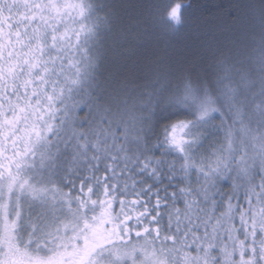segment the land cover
Returning a JSON list of instances; mask_svg holds the SVG:
<instances>
[{
  "label": "snow or ice",
  "instance_id": "snow-or-ice-1",
  "mask_svg": "<svg viewBox=\"0 0 264 264\" xmlns=\"http://www.w3.org/2000/svg\"><path fill=\"white\" fill-rule=\"evenodd\" d=\"M186 7L0 0V264H264V0L198 65Z\"/></svg>",
  "mask_w": 264,
  "mask_h": 264
},
{
  "label": "trees",
  "instance_id": "trees-1",
  "mask_svg": "<svg viewBox=\"0 0 264 264\" xmlns=\"http://www.w3.org/2000/svg\"><path fill=\"white\" fill-rule=\"evenodd\" d=\"M143 3L144 19L150 13L162 12L168 0H132ZM185 5L183 23L171 28L161 26L153 29L154 34L146 39L151 43L148 50L166 49L169 55L184 60L188 64L210 63L217 50L227 43L226 33L231 23L227 13L237 5H243L249 0H177ZM166 33V34H165ZM143 42V40L141 41ZM212 141L205 147H210Z\"/></svg>",
  "mask_w": 264,
  "mask_h": 264
}]
</instances>
